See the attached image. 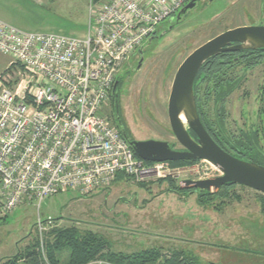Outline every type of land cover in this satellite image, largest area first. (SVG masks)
Wrapping results in <instances>:
<instances>
[{"label": "rangeland", "instance_id": "rangeland-1", "mask_svg": "<svg viewBox=\"0 0 264 264\" xmlns=\"http://www.w3.org/2000/svg\"><path fill=\"white\" fill-rule=\"evenodd\" d=\"M27 3L24 12L12 13L10 24L32 32L71 36H80L87 30L89 0ZM176 14L156 26V36L142 43L141 54L136 50L119 74L122 117L132 136L142 141H173L167 103L177 68L195 48L222 30L256 24L258 14L264 17V0H202L180 25L175 22ZM171 26L176 27L169 32ZM140 56L144 63L136 71ZM8 61L9 57L0 53V75L8 68ZM9 72L8 69L4 75ZM260 74L258 70L249 76ZM249 85L243 86L242 92L252 91ZM242 92L230 97L226 105L230 111L227 120H233L235 126L243 122L241 106L250 100ZM108 112L114 120L112 112ZM217 174L215 169H209L186 177L206 180ZM170 182L181 191H170ZM189 189L171 177L140 182L118 177L109 188L85 197L71 192L48 197L38 212L34 205H25L0 219V263L33 243L39 215L42 220L53 219L42 236L54 228L75 227L103 235L116 251L129 253L158 246L166 256L184 251L200 264H264V213L258 200L261 194L235 185L225 197H214L209 204L200 206L197 192L190 193ZM38 250L45 256L41 248ZM97 261L101 259L87 264Z\"/></svg>", "mask_w": 264, "mask_h": 264}, {"label": "built area", "instance_id": "built-area-1", "mask_svg": "<svg viewBox=\"0 0 264 264\" xmlns=\"http://www.w3.org/2000/svg\"><path fill=\"white\" fill-rule=\"evenodd\" d=\"M189 1L89 0L80 36L24 31L0 20V53L9 57L4 71L11 70L0 75V219L25 205L38 212L44 199L61 193L105 190L118 176L180 184L194 172L221 175L204 159L190 167L139 159L108 112L123 64ZM52 220L37 215L39 237Z\"/></svg>", "mask_w": 264, "mask_h": 264}, {"label": "water", "instance_id": "water-1", "mask_svg": "<svg viewBox=\"0 0 264 264\" xmlns=\"http://www.w3.org/2000/svg\"><path fill=\"white\" fill-rule=\"evenodd\" d=\"M200 0H190L176 14V21L196 7ZM212 1V0H210ZM150 42V39H149ZM232 43H236L232 46ZM264 49V27H237L208 40L190 53L177 68L167 104L169 125L184 151H175L165 141H130L123 138L139 159L146 162H174L207 160L222 173L214 179H184L180 184L197 192L212 193L225 185L235 184L250 188L264 195V167L239 160L218 147L199 121L194 97V81L200 67L209 58L226 51ZM143 58L138 61L140 67ZM117 77L113 88L118 83ZM118 114V113H117ZM118 117V115H117ZM116 117V118H117ZM184 120V122L182 121ZM188 129L196 136L193 140Z\"/></svg>", "mask_w": 264, "mask_h": 264}, {"label": "flooded vegetation", "instance_id": "flooded-vegetation-1", "mask_svg": "<svg viewBox=\"0 0 264 264\" xmlns=\"http://www.w3.org/2000/svg\"><path fill=\"white\" fill-rule=\"evenodd\" d=\"M246 10L248 12L250 11L247 8ZM250 12L251 14H253L252 11ZM187 15L188 13L181 17L178 22L175 19L177 25L184 23ZM174 16L169 19L171 20ZM258 17V20H255L257 21L256 24L240 25L232 28H226L225 30H222L221 32L217 33L216 36L227 30L234 29L237 27H264V17L260 16V14H258ZM176 26H171L169 28V32H172ZM155 36L156 33L152 35L151 38ZM231 45L235 46L236 43H232ZM139 48L140 47H138L137 50ZM243 51H246L247 54H249L248 58H245L244 61L239 59V55H241V52ZM139 54H141V49H139ZM218 56L221 57L217 60V68L213 67V65H205V63L212 58L211 57L203 63V65L200 67L196 74V76L199 73L202 75L199 81L196 83L194 91L195 107L199 121L205 131L211 137V139L215 142V144L220 147L224 152L239 160L254 163L258 166L264 167V49H242L238 51H226L219 53L213 57ZM140 59L141 56L139 57L138 61ZM142 63H144V58ZM141 65L139 68H136V71L141 68ZM258 70H261L262 74L255 76V78H251V76H249L253 75ZM206 77H216V82L213 80H204ZM121 83L122 82L120 79L119 83H117L118 89H120ZM248 83H250L249 86L252 91L249 90L248 93L242 92V87L248 85ZM117 85L115 89L113 88L111 94L110 111L113 114V122L119 132L120 130H122L125 133L126 138L130 141H142L132 136V132L129 126L126 124L125 118L122 117L119 93L120 90H116ZM238 92H242V94L245 96L248 95L250 100L249 102L247 101V103L244 102L241 106L240 114L242 115L241 117L243 119V122L238 126H235L233 120L232 122L227 120V115L230 113V111L227 112L226 105L230 101V97H232L235 93ZM188 132L192 139L196 140L194 132L190 129H188ZM170 135L173 137V141L165 142H167L175 151H184V148L178 143L173 133ZM234 186L235 184H232L227 187L233 188ZM218 191L219 190H217L216 192ZM189 192L195 193L197 191L190 188Z\"/></svg>", "mask_w": 264, "mask_h": 264}, {"label": "trees", "instance_id": "trees-1", "mask_svg": "<svg viewBox=\"0 0 264 264\" xmlns=\"http://www.w3.org/2000/svg\"><path fill=\"white\" fill-rule=\"evenodd\" d=\"M97 2L98 0H93ZM249 54L243 51L239 59L248 58ZM218 57H212L205 65L218 66ZM217 72V69H216ZM202 75L199 73L194 81V91L196 83ZM206 81H215L216 77H206ZM120 78H118V83ZM118 89V85H117ZM116 89V90H117ZM114 121V120H113ZM196 161H174L169 162L171 166H184L195 163ZM121 177V176H118ZM117 177V179H118ZM162 182V181H160ZM158 181V183H160ZM169 190L172 192L181 191L179 186L169 183ZM232 185V184H230ZM225 185L215 193L198 192L197 203L200 206L209 204V201L218 196L225 197L230 189ZM189 191V190H188ZM259 202L261 211L264 213V196L260 195ZM5 218L1 219L4 220ZM37 234V233H36ZM43 234V233H42ZM44 245V254H40L38 248ZM112 243L103 235L94 233L90 230L80 231L75 227L54 228L41 237L36 235L33 243L27 246L23 252H17L15 255L7 258L0 264H87L94 259L112 264H200L193 256L186 254L184 251H173L167 256L162 254L160 247L153 246L141 251L126 252L116 251L111 248Z\"/></svg>", "mask_w": 264, "mask_h": 264}, {"label": "crops", "instance_id": "crops-1", "mask_svg": "<svg viewBox=\"0 0 264 264\" xmlns=\"http://www.w3.org/2000/svg\"><path fill=\"white\" fill-rule=\"evenodd\" d=\"M29 1L33 2L36 5L35 0H0V20L10 24L8 21H9V17L12 16V13L13 12L17 13L21 11L24 12V8H27V4H28L27 2ZM19 29L23 30L22 28ZM24 31H29V30H24Z\"/></svg>", "mask_w": 264, "mask_h": 264}, {"label": "bare ground", "instance_id": "bare-ground-1", "mask_svg": "<svg viewBox=\"0 0 264 264\" xmlns=\"http://www.w3.org/2000/svg\"><path fill=\"white\" fill-rule=\"evenodd\" d=\"M182 121L184 122V120L182 119Z\"/></svg>", "mask_w": 264, "mask_h": 264}]
</instances>
